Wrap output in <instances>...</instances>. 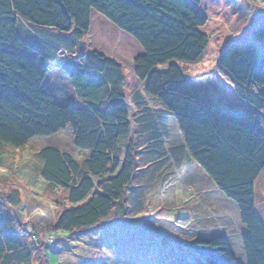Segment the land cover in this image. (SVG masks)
<instances>
[{
    "label": "trees",
    "instance_id": "16d2710c",
    "mask_svg": "<svg viewBox=\"0 0 264 264\" xmlns=\"http://www.w3.org/2000/svg\"><path fill=\"white\" fill-rule=\"evenodd\" d=\"M200 2L0 0V163L3 145L20 148L35 135L67 126L73 145L87 152L77 161L55 146L37 151V173L50 184V192L63 191L62 200L53 202L69 204L56 214L49 231L92 228L112 214L123 215L126 189L139 170L136 148L143 145H138L137 136L148 133L142 141L148 154L160 164L171 155L176 161L183 155L194 162L206 181L197 182L198 194L203 200L222 195L233 203L242 225V263L227 236L216 235L187 244L194 264H264V220L256 208V181L264 177V39L258 58L242 56L233 40L224 44L219 57V71L248 110L199 98L180 64H197L208 46L209 37L200 29L207 20L197 9ZM92 12L141 48L133 58L134 75L143 93L158 102L160 112L153 113L137 94L143 112L136 131L119 63L96 50L71 59L57 55L59 48L75 40L65 34L88 33ZM50 60L57 61L80 103L62 104L51 88L44 87ZM168 115L182 139L170 149L162 136ZM164 163L171 166L173 161ZM2 203L0 264H31V249L21 242L14 214L6 207L21 203L19 189L5 193ZM49 237L53 241L49 233L45 245L52 243Z\"/></svg>",
    "mask_w": 264,
    "mask_h": 264
},
{
    "label": "rangeland",
    "instance_id": "374dc122",
    "mask_svg": "<svg viewBox=\"0 0 264 264\" xmlns=\"http://www.w3.org/2000/svg\"><path fill=\"white\" fill-rule=\"evenodd\" d=\"M197 9L207 18L200 29L209 37L208 46L197 64L180 66L199 98L216 101L223 98L234 103L232 85L218 69L219 57L222 47L230 40L235 42L242 56H260V40L264 39V0H201ZM65 36L75 40L59 48L58 57L71 59L82 52L96 50L120 64L133 131L138 130V115L143 112L140 98L153 113L160 112L158 102L143 93L142 84L134 75L133 58L141 48L132 37L95 12L91 13L87 34L71 32ZM44 87L51 88L62 104L80 103L56 60H50ZM167 121L162 136L165 148L170 149L181 145L182 139L169 115ZM148 137V133L137 136L138 145L143 146L136 148L139 170L126 189V212L119 217L112 214L95 227L72 232L49 231L56 214L69 204L53 202L55 198L62 200L63 191L50 192V184L37 173L40 168L37 151L44 146L67 151L77 161L87 156L86 151L73 145L72 130L67 126L53 134L35 135L20 148L2 146L0 203L5 193L19 189L21 203L14 209L6 207L14 214L15 230L34 247L31 264H41L43 259L42 264H194L187 244L216 235L227 236L235 258L239 263L244 261L242 225L233 203L220 194L203 200L195 187L200 180L206 185L199 177L200 174L205 176L204 172L183 155L178 161L173 155L169 156L165 161H173L171 166L165 165V161L160 164L154 155L148 154L142 142ZM148 163L155 167L149 168ZM145 165L148 166L143 172L140 169ZM157 165L159 169L153 171ZM256 208L264 220L262 175L256 181ZM49 233L53 241L45 245Z\"/></svg>",
    "mask_w": 264,
    "mask_h": 264
},
{
    "label": "crops",
    "instance_id": "0c3cea01",
    "mask_svg": "<svg viewBox=\"0 0 264 264\" xmlns=\"http://www.w3.org/2000/svg\"><path fill=\"white\" fill-rule=\"evenodd\" d=\"M140 53H141V51H140ZM231 98L234 101V103H231L229 101H224V100H222L223 98H221L220 100H217V101L216 100H208V101H212L214 103H218V104L225 105V106L232 107V108H236V109H247V110L249 109V107L243 101H241L235 94H233L231 96ZM16 233L21 238V242L23 243V245L30 248L31 253H32V250L34 249V247L28 245V242H25V238L21 235V233H19L18 231H16Z\"/></svg>",
    "mask_w": 264,
    "mask_h": 264
},
{
    "label": "built area",
    "instance_id": "2783aa9c",
    "mask_svg": "<svg viewBox=\"0 0 264 264\" xmlns=\"http://www.w3.org/2000/svg\"><path fill=\"white\" fill-rule=\"evenodd\" d=\"M48 241H49V242H51V241H52L50 237L48 238Z\"/></svg>",
    "mask_w": 264,
    "mask_h": 264
}]
</instances>
